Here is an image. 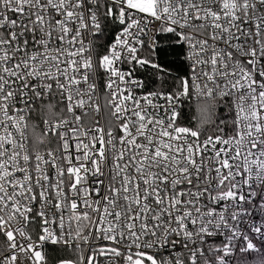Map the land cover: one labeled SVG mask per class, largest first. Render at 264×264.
I'll return each instance as SVG.
<instances>
[{
	"label": "snow or ice",
	"instance_id": "1",
	"mask_svg": "<svg viewBox=\"0 0 264 264\" xmlns=\"http://www.w3.org/2000/svg\"><path fill=\"white\" fill-rule=\"evenodd\" d=\"M254 241L264 0H0V264H249Z\"/></svg>",
	"mask_w": 264,
	"mask_h": 264
},
{
	"label": "trees",
	"instance_id": "2",
	"mask_svg": "<svg viewBox=\"0 0 264 264\" xmlns=\"http://www.w3.org/2000/svg\"><path fill=\"white\" fill-rule=\"evenodd\" d=\"M159 48L165 49L159 53L158 59L161 65L166 67V72H169L174 76H183L187 69V63L183 60V58L177 55L174 51L167 49V46L163 42L159 44ZM151 73L152 70L150 68L147 70L144 68H138L135 73L138 78L145 81L147 85L144 90L145 92L149 89H154L159 85V81L153 83L154 77ZM187 104L188 102L186 101L185 105ZM184 111L187 118L190 120L191 115L194 114V109L192 110V113H189V109L185 107ZM217 111L218 114L222 116L225 110L223 108H219ZM256 245L261 250L260 252H251L246 254L249 264H258L260 260H264V247L261 246L260 241L256 243ZM52 249L53 247H47L45 251L48 254L50 264H55V254L52 252Z\"/></svg>",
	"mask_w": 264,
	"mask_h": 264
},
{
	"label": "built area",
	"instance_id": "3",
	"mask_svg": "<svg viewBox=\"0 0 264 264\" xmlns=\"http://www.w3.org/2000/svg\"><path fill=\"white\" fill-rule=\"evenodd\" d=\"M137 92L139 93L140 90H137ZM157 102H158V103H161V104L164 103L163 100H159V101H157ZM161 115H163V109H161ZM257 220H259V217H257ZM258 242H259V241H254V243H258ZM47 247H54V246H52V245H45V250H46ZM179 250H180V248H179V246H178V247H177V251H179ZM164 255H168V253L165 252Z\"/></svg>",
	"mask_w": 264,
	"mask_h": 264
}]
</instances>
